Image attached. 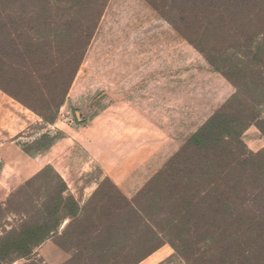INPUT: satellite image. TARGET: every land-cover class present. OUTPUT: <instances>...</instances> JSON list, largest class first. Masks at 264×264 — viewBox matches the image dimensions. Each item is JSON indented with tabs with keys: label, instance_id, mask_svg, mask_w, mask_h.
<instances>
[{
	"label": "trees",
	"instance_id": "obj_1",
	"mask_svg": "<svg viewBox=\"0 0 264 264\" xmlns=\"http://www.w3.org/2000/svg\"><path fill=\"white\" fill-rule=\"evenodd\" d=\"M143 1L234 91L154 177L162 181L157 203L147 210L119 195L117 210L131 214L122 222V264H136L164 243L186 264H250L264 249V150L247 151L241 134L251 123L264 134V0ZM108 2L0 0V90L52 122ZM40 179L55 184L36 187ZM5 209L18 219L0 236V264H35L37 248L50 238L69 254L62 264L116 259L114 235L94 223L96 212L93 227L69 233L85 209L49 167L0 203Z\"/></svg>",
	"mask_w": 264,
	"mask_h": 264
},
{
	"label": "rangeland",
	"instance_id": "obj_2",
	"mask_svg": "<svg viewBox=\"0 0 264 264\" xmlns=\"http://www.w3.org/2000/svg\"><path fill=\"white\" fill-rule=\"evenodd\" d=\"M233 91L143 0H109L52 122L0 90V203L49 167L85 209L69 233L93 227L96 212L94 223L108 226L114 235L112 264H122V222L131 214L117 210L123 204L119 195L147 210L157 203L162 181L154 177ZM241 141L252 153L264 150V134L255 123L242 132ZM54 184L40 179L35 186ZM17 219L0 211V236ZM57 242L42 243L35 264L66 261L69 254ZM130 246L134 256V242ZM136 264L186 262L164 243ZM250 264H264V249Z\"/></svg>",
	"mask_w": 264,
	"mask_h": 264
}]
</instances>
